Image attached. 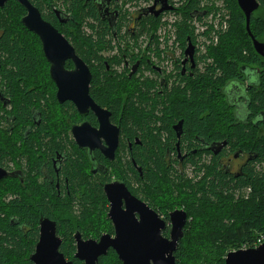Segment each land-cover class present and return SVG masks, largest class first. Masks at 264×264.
Returning a JSON list of instances; mask_svg holds the SVG:
<instances>
[{"label": "flooded vegetation", "instance_id": "flooded-vegetation-1", "mask_svg": "<svg viewBox=\"0 0 264 264\" xmlns=\"http://www.w3.org/2000/svg\"><path fill=\"white\" fill-rule=\"evenodd\" d=\"M23 1L30 8V13L37 14L40 21L49 25L56 33L47 40L42 38L23 23L29 16V11L19 0H0V169L7 174V177L0 179V186L4 183L12 184L3 197L7 201L4 206L22 203L38 214V236L33 244V252L39 239V221H53L44 213L68 216L76 222L77 216L87 213L91 200L99 197L106 204V218L111 223L107 217L110 204L105 186L121 184L132 198L145 208L149 207L165 225L166 229L161 232V236L168 238L170 221L169 218L165 220V216L173 211H184L183 207L173 202V197H179L181 186L184 189L181 184H194L191 182L192 176L187 174L186 177L185 173L193 174V177L200 175L202 172L196 171L199 168L197 165L209 166L214 160L219 169L233 179L245 176V171L250 167L258 172L261 170L259 163L255 162L258 158L256 152L249 145H239L230 138L237 127L251 129L255 132V140L264 136V105L257 104V97L264 99V67L260 65L264 64V57L253 50L257 55V58L251 57L254 64L241 65L236 77H232L228 83L208 89L212 103L221 106L224 115L220 117L226 119L225 114H230L233 120L231 124L235 128L230 129L225 125L211 127L208 123L201 133L189 129L194 106L189 105L191 90L184 95L185 84L180 78L193 79L196 74H204L215 67L213 59L204 51L194 33L192 39H186L185 47H181L175 33L173 44L171 43L174 48H169L167 43L166 48L158 46L156 33L148 29L151 22L158 23L159 17L161 19L169 12L155 18L149 11L155 0H80V4L74 0H55L54 4H41V0ZM167 3L174 10L179 5L184 6L182 2L177 4L176 0H167ZM157 7L155 11L159 9ZM82 8L86 9L85 12ZM90 9L94 17L89 15ZM207 10L203 17L196 10L193 13L195 18L192 17L189 21H202L208 16ZM100 30L105 31L109 47L98 51L96 59L87 60V53L82 48L78 49L81 36L98 40ZM5 38L9 42H15L21 50L23 47L33 57L34 64L24 66L23 73H19L17 67L9 62L10 51L3 46ZM189 43L192 45V55L186 56L185 50ZM45 47L51 49L50 55L53 53L57 61L67 53L57 67V72L52 71V63L57 61L52 57L47 59ZM110 50H115L122 57L121 66L106 58L102 59ZM246 55V58H250L248 53ZM100 58L105 71L109 73L110 91L104 88L105 81L96 83L93 80L97 75L96 68L101 66L98 62ZM15 60L18 62V59ZM77 60L81 63V72L86 71L87 74L69 77L68 74L77 71L79 67L74 63ZM12 67L14 79L8 76ZM62 75L68 78L67 83H72L77 78L78 85L87 79L91 106L83 102L78 107L73 101L62 97L63 84L56 82ZM176 89L178 94H172L171 102L175 107L176 118L170 124L174 138H167L165 130H161L159 136L164 144L166 175L159 176L153 184L145 175V157L140 162L136 157L144 155V144L151 137L150 133L155 135L156 127L160 130L162 117L170 103L166 101L167 95ZM117 96L121 98V104ZM22 103L26 104L25 114L18 109ZM133 106L134 109L144 108L146 117L155 119L158 125L145 124L144 134L136 135L127 121L124 123L127 126H123L122 118L127 108ZM206 114L199 119L206 116L209 118ZM102 126L104 127L101 129ZM188 134L192 139L187 141ZM219 134L225 136L216 138ZM206 160L209 161L208 165L204 164ZM52 199L56 200L53 208ZM36 200L40 203L36 204ZM121 209H126L125 200H121ZM135 216L138 219L136 214ZM10 221L28 242L30 237L26 222L19 216L11 217ZM75 234L82 237L83 242L97 241L103 234L93 238L84 235V230L74 227L73 259L84 264L74 257L77 251ZM104 234L113 236L114 228L112 235ZM56 236L61 240V247L62 238L57 232ZM33 252L25 258L30 264L32 262L29 257ZM64 259L73 264L71 260Z\"/></svg>", "mask_w": 264, "mask_h": 264}, {"label": "trees", "instance_id": "trees-1", "mask_svg": "<svg viewBox=\"0 0 264 264\" xmlns=\"http://www.w3.org/2000/svg\"><path fill=\"white\" fill-rule=\"evenodd\" d=\"M177 1V4L182 2L184 6H177V11L180 9V13H182V20L176 25L175 35L181 43V47H185L186 39H192L194 33L193 28L189 25L191 23L189 19L192 17L195 18L192 14L196 10L202 13L207 9H202V1L200 0ZM224 1L229 7L233 23L230 24L231 30L229 29L228 33H225L226 35L224 34L225 36L223 35L220 38L221 48L215 51L214 49L207 51L208 55L213 59V65L215 67H211L209 71H205L202 75L196 74L193 79L180 78L185 84V88L183 89L184 95L191 90V103H189V105L194 106L189 129H194L201 133L205 130L208 123L211 124V127L219 128L221 125H225L230 129L235 128L231 124L233 120L230 118V114H225L227 115L226 119L220 117L224 115L221 106L217 103L215 105L212 103L213 99L210 98L208 89H213L216 86H222L228 83L232 77H236L241 65L254 64L251 57L254 56L257 58V55L253 52L252 41L245 30V17L238 8L236 0ZM256 1L259 3V8L264 7V0ZM40 2L41 4L47 2H49V4H54L55 0H41ZM74 2L80 4V0H74ZM198 3H200V5H198ZM81 10L85 12L86 9L82 8ZM174 11L176 10L172 8L169 13ZM78 13L80 14L81 12ZM254 13L251 15L250 19V31L253 37L261 42L264 41V19H259L257 16L254 17ZM89 15L92 17L95 16L91 9ZM79 17L80 16H78V18ZM222 22L223 19L219 21L221 24ZM220 26L221 25H219V27ZM148 31L150 30L148 29ZM207 33L208 32H205L206 37H209V41L212 42L210 33ZM105 36V31L101 30L99 31L98 40L81 36L78 49L82 48V50L87 53L89 57L87 60L92 61L96 59L95 57L98 51L101 52V50L109 47V41L106 40ZM238 41V45L233 49L234 53L231 52L233 58L227 57L226 47H233ZM3 46L10 51L9 62H12L13 67H17L19 73L24 72V66H32L34 64L33 57L28 54L23 47V50L17 47L15 42H9V40L5 38ZM245 48L248 49V54L250 55L248 57L250 58H246V54H243ZM15 59H18V62H16ZM98 62L101 63L102 68L101 66L96 68L97 75L93 80L96 83L97 81H101L102 83L105 81L104 88L110 91L109 73L105 71L101 58ZM260 65L264 67L263 63H260ZM13 67L11 71L8 72V76L11 79L15 78ZM262 85L264 88V77ZM175 92L178 94L176 89L173 93L171 91L170 94L167 95L168 98H166V101L170 103L164 112L165 115L162 117L160 130H157L156 127L157 133L155 135H153L152 132L150 133L151 137L148 139L147 144H144V155L142 157H136L139 162L145 157V161L143 160L146 167H144L145 175L153 184L154 180H157L159 176L162 177L166 175V165L163 161L164 144L161 142L159 136L160 131L165 130L164 132H166L167 138L170 140L174 138L170 124L176 118L175 107L173 108V104L171 103L173 101L172 94L175 95ZM24 97L28 99L27 95H24ZM257 98V104L261 106L264 105V99L262 100L260 96ZM118 99L119 104H121V98L118 97ZM147 101L149 102V100ZM25 106L26 104L24 103L18 106V109L23 111L24 114L26 113ZM144 112V108L134 109V106L127 108L122 118L123 126L126 127L127 124H129V128L133 129L136 135L141 133L144 134L145 124L148 126H151L152 123L154 126L158 125L157 121H154L155 119L147 118ZM203 114L208 115L209 118L206 116L205 118L202 117L199 119ZM125 121H127V124H124ZM254 135L255 132L251 129L246 130L237 127L235 134H232L230 139L232 142H236L239 145H249V148L256 152L258 158L255 162L260 165L261 170L259 172L255 171L254 167H250L248 171H245V176L233 179L225 175L214 160L209 166L197 165L199 168H196V171L201 170L202 173L199 176L200 179L196 183L191 184L187 182L181 184L184 185V189H182L180 193L184 196H192L185 199L183 195H180V198H182L180 207L184 208L188 221L186 220V226L183 228V238L178 242L175 252L173 253L175 264H224L227 253L253 249L264 243V136L255 140L256 135ZM224 136V134H219L215 137L221 138ZM186 137L187 141L192 139V136L189 134ZM239 188L250 189L249 201L244 202L240 199L235 200L233 193L235 189ZM38 203H40V201L36 200V204ZM54 204V201H52V208ZM41 211L43 210L41 209ZM44 214L55 222L57 235L62 238L60 252L63 253L67 260H71L73 264H81L73 259L75 248L73 246L74 241L72 235L75 226L84 230V235H86L87 224L85 221L74 222V219L71 217L51 214V210V215L48 213ZM13 216H19V218L28 225L29 231L27 234L30 237L28 242L23 238L21 233L17 231V228L14 227V223L12 221L9 222V219ZM165 217V220H167L168 216ZM38 218L39 216L36 212L22 203L15 202L6 207L0 199V264H30V262H26L25 258L29 253L33 252V244L37 240ZM107 223L111 225L108 220ZM104 233L107 232L102 233V231H99L97 237ZM109 234H113L112 225L111 229H109ZM98 263L121 264L111 249L108 250L104 257L101 256L99 258Z\"/></svg>", "mask_w": 264, "mask_h": 264}, {"label": "water", "instance_id": "water-1", "mask_svg": "<svg viewBox=\"0 0 264 264\" xmlns=\"http://www.w3.org/2000/svg\"><path fill=\"white\" fill-rule=\"evenodd\" d=\"M19 1L29 11V16L23 20L29 30L46 40L51 36H55V31L49 25L42 23L34 12L30 13V8H28L25 1ZM236 4L245 17V30L252 41L254 51L264 57V43L257 41L250 31L251 15L258 10L259 3L256 0H236ZM157 6H159V9L155 11ZM171 9L172 7L168 5L167 0H155L149 11L156 18L164 12L171 11ZM203 15H205V12L199 13V16ZM44 52L47 59L52 57L57 61L53 53L50 55L51 49L45 47ZM65 55H62L57 63L51 62L53 64V72H57V67L61 65ZM185 55H192L190 43L185 50ZM74 63L76 67H79L77 71L69 73V77L87 74L86 71L81 72V63L78 60L74 61ZM67 79L62 75L56 81L59 84H63L62 97L73 101L78 107L83 102H87L91 106L87 93V79L81 85H78L77 78L72 83H67ZM5 177L6 173L0 169V179ZM104 189L107 201L110 204L107 217L113 225L114 235L103 234L97 241L87 240L83 242L79 235L75 234L77 251L74 257L83 261L84 264H99L98 258L105 256L107 251L111 249L121 264H175L173 253L178 242L183 238V228L187 220L186 212L182 210L173 211L168 215L170 230L168 238H163L161 232L165 230L164 223L157 218L158 216L154 212L132 198L121 184L115 183L112 186H105ZM121 200H125V210L121 209ZM39 227V239L36 243L35 251L30 257L32 264H71L66 262L63 255L59 252L61 240L56 236L55 222L41 219ZM224 264H264V243L253 249L227 253Z\"/></svg>", "mask_w": 264, "mask_h": 264}, {"label": "rangeland", "instance_id": "rangeland-1", "mask_svg": "<svg viewBox=\"0 0 264 264\" xmlns=\"http://www.w3.org/2000/svg\"><path fill=\"white\" fill-rule=\"evenodd\" d=\"M200 1H202V4H201V7H202V9L204 8V9H208V16L207 17H204V19L202 20V21H194V23L193 22H191L189 25H191V27H193V29H194V34H195V37L198 39V41L200 42V43H202V45H204V46H202V48L204 49V48H207V47H209V48H207V50L206 49H204V50H206V51H209V50H213L214 49V51L215 50H218V49H220L221 48V44H220V36L222 35H224L225 33H228V31H229V29L231 30V26H230V24L231 23H233L232 22V18H231V13H230V10H229V7H228V5H227V3L224 1V0H217V1H215V0H208V2H207V0H200ZM210 1V2H209ZM206 2V3H205ZM224 4H223V3ZM218 3V4H217ZM216 4H217V6H216ZM220 4V5H219ZM198 5H200V3H198ZM203 5H204V7H203ZM206 5V6H205ZM211 6V7H210ZM224 6V7H223ZM216 8V9H215ZM222 8V9H221ZM218 9V10H217ZM176 12V13H175ZM217 12V13H216ZM172 13H174V14H172ZM215 13V14H214ZM224 14H226V15H224ZM175 15V16H174ZM164 16V17H163ZM162 16V18L161 19H159L160 21L158 22V23H156V24H154V25H150V31L151 32H154V33H156V37H158L159 36V38H158V41L157 42H159V44H158V46L159 47H164V46H166V43H167V46L168 47H171L172 45H171V42L173 41V34H174V32H175V28H176V25H174L175 23H177L178 21H181L182 20V13H180V9L177 11H174V12H171V13H167L166 15H163ZM178 16V17H177ZM228 16V17H227ZM258 17L259 19H264V7H260L257 11H255V13H254V17ZM172 17V18H171ZM175 17V18H174ZM178 19H177V18ZM166 18H167V20H166ZM223 19V22H222V24H220L219 23V20H222ZM165 20V21H164ZM169 20H171V21H169ZM175 20V21H174ZM225 20V21H224ZM228 22H227V21ZM206 21V22H205ZM173 22V23H172ZM205 22V23H204ZM212 22V23H211ZM226 22V23H225ZM165 23H166V25H165ZM205 24V25H203V24ZM211 24V26L210 25H208V24ZM165 26H164V25ZM169 24V25H168ZM173 24V25H172ZM197 24V25H196ZM207 24V25H206ZM215 24V25H214ZM218 24H220L222 27H221V29H219V25ZM194 25V26H193ZM199 25V26H198ZM203 25V26H202ZM213 25V26H212ZM223 25H224V27H223ZM162 26H163V29H162ZM197 26V27H196ZM207 26V28H209V29H214L213 31H217V32H215L216 33V38L214 37V40L212 39V42H208L209 40H207V39H205L204 37H203V33H205V27ZM217 26V27H216ZM170 27V28H169ZM171 27H175L174 29H172ZM199 27V28H198ZM204 27V28H203ZM210 27H212V28H210ZM197 28V29H196ZM228 28V29H227ZM200 29V30H199ZM162 30V31H161ZM167 30V31H166ZM169 30V31H168ZM221 30V31H220ZM225 30V31H224ZM156 31V32H155ZM219 31V32H218ZM163 32H164V35H163ZM173 32V33H172ZM221 32V33H220ZM167 33H169V35H170V40H172V41H170V42H165V41H163V40H160V37H162V39H163V36L166 38V37H168L167 36ZM158 34V35H157ZM165 34H166V36H165ZM161 35V36H160ZM226 35V34H225ZM224 35V36H225ZM200 38V39H199ZM207 40V41H206ZM163 41V42H162ZM213 41H214V43H213ZM215 42H217V43H215ZM204 43V44H203ZM211 43V44H210ZM238 43H239V41L236 43V45H234L233 47H226V56L227 57H232L233 58V56H231L232 55V53L231 52H233V49H234V47L235 46H237L238 45ZM163 44V45H162ZM217 44V45H216ZM211 47H210V46ZM202 49V50H203ZM204 52V51H203ZM234 53V52H233ZM246 53H248V49L247 48H245L244 50H243V54H246ZM247 56V55H246ZM106 58V60H108V61H111L113 64H115V65H120L121 66V64H122V59H121V56L120 55H118V53L115 51V50H110L109 51V53H106V55L102 58V59H105ZM118 70V69H117ZM143 73H144V71L142 72V75H143ZM221 86V85H220ZM204 164H206V165H208L209 164V161L208 160H206L205 161V163ZM189 175V177H191L192 176V180H191V182H194V183H196L198 180H199V176L200 175H196L195 177H193V174H189V173H185V176L186 177H188V175ZM12 186V184H10V183H4L3 185H1L0 186V199H1V201H2V203L3 204H6L7 203V201H6V198H3L4 197V195H5V193L10 189V187ZM182 190V187L180 188V191ZM180 195H183L182 193H179V197L178 198H176V197H173V202L174 203H176V204H181V200H182V198H180ZM192 195H186V196H184L183 195V198H189V197H191ZM233 196H234V198H235V200H238V199H240V200H243L244 202H246V201H249V196H250V191L247 189V188H239V189H235L234 190V193H233ZM182 197V196H181ZM102 198V197H101ZM249 198V199H248ZM55 199H52V201H54ZM56 201V200H55ZM90 207H88V209H87V213L86 214H82V216H77L75 219L76 220H78V221H80V220H84L85 221V223L87 224V226H86V235H89V236H92V237H97V233H99V231H102V233L103 232H107V233H109V229H111V225L110 224H108L107 223V218H106V211H105V202H104V200H99V197L97 198V199H93V200H91V202H90ZM73 211V210H72Z\"/></svg>", "mask_w": 264, "mask_h": 264}, {"label": "bare ground", "instance_id": "bare-ground-1", "mask_svg": "<svg viewBox=\"0 0 264 264\" xmlns=\"http://www.w3.org/2000/svg\"><path fill=\"white\" fill-rule=\"evenodd\" d=\"M169 1H170V0H169ZM176 1H177V0H176ZM203 1H204V0H203ZM211 1H212V0H211ZM215 1H217V0H215ZM207 2H208V0H207ZM209 2H210V1H209ZM168 3H169V2H168ZM171 3H172V2H171ZM205 3H206V2H205ZM222 3H223V2H222ZM180 4H181V2H180ZM217 4H218V3H217ZM217 4H216V6H217ZM223 4H224V3H223ZM219 5H220V4H219ZM140 6H141V5H140ZM152 6H153V5H152ZM205 6H206V5H205ZM129 7H130V6H129ZM142 7H143V6H142ZM203 7H204V5H203ZM210 7H211V6H210ZM223 7H224V6H223ZM127 8H128V7H127ZM127 8H126V10H127ZM157 8H158V7H157ZM172 8H173V6H172ZM199 8H200V7H199ZM178 9H179V8H178ZM203 9H204V8H203ZM215 9H216V8H215ZM221 9H222V8H221ZM128 10H129V9H128ZM175 10H176V8H175ZM217 10H218V9H217ZM129 11H130V10H129ZM131 11H132V10H131ZM133 12H134V11H133ZM170 13H171V12H170ZM175 13H176V12H175ZM198 13H199V12H198ZM200 13H201V12H200ZM216 13H217V12H216ZM148 14H149V13H148ZM172 14H174V13H172ZM214 14H215V13H214ZM161 15H162V14H161ZM161 15H160V16H161ZM207 15H208V14H207ZM224 15H226V14H224ZM152 16H153V15H152ZM174 16H175V15H174ZM158 17H159V16H158ZM158 17H157V18H158ZM163 17H164V16H163ZM177 17H178V16H177ZM177 17H176V18H177ZM227 17H228V16H227ZM171 18H172V17H171ZM174 18H175V17H174ZM200 18H201V17H200ZM200 18H199V19H200ZM159 19H160V17H159ZM162 19H163V18H162ZM177 19H178V18H177ZM166 20H167V18H166ZM201 20H202V18H201ZM164 21H165V20H164ZM169 21H171V20H169ZM174 21H175V20H174ZM196 21H197V20H196ZM198 21H199V20H198ZM219 21H220V20H219ZM224 21H225V20H224ZM226 21H227V20H226ZM205 22H206V21H205ZM205 22H204V23H205ZM227 22H228V21H227ZM172 23H173V22H172ZM193 23H194V22H193ZM211 23H212V22H211ZM223 23H224V22H223ZM225 23H226V22H225ZM176 24H177V23H175L174 25H176ZM202 24H203V23H202ZM220 24H221V23H220ZM220 24H219V25H220ZM163 25H164V24H163ZM165 25H166V23H165ZM165 25H164V26H165ZM168 25H169V24H168ZM172 25H173V24H172ZM196 25H197V24H196ZM203 25H205V24H203ZM203 25H202V26H203ZM206 25H207V24H206ZM208 25L211 26L210 23H209ZM214 25H215V24H214ZM193 26H194V25H193ZM198 26H199V25H198ZM212 26H213V25H212ZM110 27H111V26H110ZM196 27H197V26H196ZM206 27H207V26H206ZM216 27H217V26H216ZM223 27H224V25H223ZM169 28H170V27H169ZM171 28L174 29L175 27H174V28L171 27ZM198 28H199V27H198ZM203 28H204V27H203ZM210 28H212V27H210ZM196 29H197V28H196ZM206 29H207V28H206ZM219 29H220V28H219ZM227 29H228V28H227ZM199 30H200V29H199ZM212 30H214V29H212ZM112 31H113V30H112ZM114 31H115V30H114ZM161 31H162V30H161ZM166 31H167V30H166ZM168 31H169V30H168ZM220 31H221V30H220ZM224 31H225V30H224ZM155 32H156V31H155ZM214 32H217V31H214ZM218 32H219V31H218ZM172 33H173V32H172ZM220 33H221V32H220ZM207 34H209V33H207ZM155 35H156V34H155ZM157 35H158V34H157ZM153 36H154V35H153ZM165 36H166V34H165ZM221 36H222V35H221ZM221 36H220V37H221ZM175 37H176V36H175ZM148 38H150V37H148ZM154 38H156V37H154ZM157 38H159V36H158ZM161 38H162V37H161ZM208 38H209V37H208ZM210 38H211V37H210ZM215 38H216V37H215ZM143 39H144V38H143ZM199 39H200V38H199ZM140 40H141V39H140ZM161 40H162V39H161ZM209 40H210V39H209ZM143 41H144V40H143ZM155 41H156V40H155ZM164 41H165V40H164ZM171 41H172V40H171ZM194 41H195V40H194ZM206 41H207V40H206ZM141 42H142V41H141ZM150 42H151V41H150ZM189 42H190V41H189ZM208 42H209V41H208ZM210 42H211V41H210ZM148 43H149V42H148ZM213 43H214V41H213ZM215 43H217V42H215ZM133 44H134V43H133ZM155 44H156V42L154 43V45H155ZM158 44H159V42H158ZM172 44H173V43H172ZM197 44H198V43H197ZM203 44H204V43H203ZM210 44H211V43H210ZM134 45H135V44H134ZM134 45H133V46H134ZM147 45H148V44H147ZM149 45H150V44H149ZM162 45H163V44H162ZM194 45H195V43H194ZM201 45H202V43H201ZM216 45H217V44H216ZM138 46H140V45H138ZM144 46H145V45H144ZM156 46H157V45H156ZM172 46H173V45H172ZM191 46H192V45H191ZM197 46H199V45H197ZM202 46H204V45H202ZM209 46H210V45H209ZM211 46H212V45H211ZM211 46H210V47H211ZM164 47L166 48L167 46H164ZM204 47H205V46H204ZM144 48H145V47H144ZM149 48H150V47H149ZM169 48H170V47H169ZM173 48H174V46H173ZM178 48H179V47H178ZM199 48H200V47H199ZM207 48H209V47H207ZM207 48H204V49L207 50ZM138 49H139V48H138ZM140 49H141V48H140ZM147 49H148V48H147ZM150 49H151V48H150ZM150 49H148V50H150ZM176 49H177V48H176ZM155 50L158 51L157 48H156ZM166 50H167V49H166ZM170 50H171V49H170ZM179 50H180V49H179ZM179 50H178V51H179ZM196 50H199V49H196ZM163 51H164V50H163ZM168 51H169V50H168ZM193 51H194V50H193ZM202 51H203V50H202ZM204 51H205V50H204ZM158 52H159V51H158ZM158 52L156 53V52L154 51V53H156V54H158ZM161 52H162V51H161ZM166 52H167V51H166ZM196 52H197V51H196ZM154 53H153V54H154ZM170 53H171V52H170ZM172 53H173V52H172ZM178 53H179V52H178ZM159 54H160V53H159ZM163 54H164V53H163ZM198 54H199V53H198ZM149 55H150V54H149ZM149 55H148V56H149ZM173 55H174V54H173ZM204 55H205V54H204ZM163 56H164V55H163ZM202 56H203V55H202ZM154 57H155V56H154ZM178 57H179V56H178ZM200 57H201V56H200ZM203 57H204V56H203ZM156 58H158V56H157ZM159 58H160V57H159ZM165 58H166V56H165ZM168 58H169V57H168ZM180 59H181V58H180ZM200 59H201V58H200ZM155 60H156V59H155ZM155 60H154V61H155ZM162 60H163V59H162ZM164 60H165V59H164ZM168 60H169V59H168ZM176 60H178V59H176ZM188 60H189V59H188ZM159 61H161V60H159ZM169 61H170V60H169ZM151 62H152V61H151ZM157 62H158V61H157ZM178 62H179V60H178ZM178 62H177V63H178ZM187 62H188V61H187ZM193 62H194V61H193ZM202 62H203V60H202ZM153 63H154V62H153ZM158 63H159V62H158ZM200 63H201V62H200ZM210 63H211V62H210ZM165 64H166V63H165ZM156 65H157V63H156ZM161 65L164 66V64H161ZM161 65H160V66H161ZM182 65H183V64H182ZM191 65H192V64H191ZM207 65H208V64H207ZM137 66H139V65H137ZM202 67H203V66H202ZM202 67H201V68H202ZM204 67H205V66H204ZM154 68H155V67H154ZM169 68H170V67H169ZM174 69H175V68H174ZM167 70H168V69H167ZM172 70H173V69H172ZM198 70H199V69H198ZM202 70H204V69H202ZM165 71H166V70H165ZM200 71H201V70H200ZM204 71H205V70H204ZM162 72H164V71H162ZM132 73H133V72H132ZM135 73H136V72H135ZM171 73H172V72H171ZM164 74H165V73H164ZM169 74H170V73H169ZM169 74H168V75H169ZM145 76H146V75H145ZM166 76H167V75H166ZM171 76H172V75H171ZM173 76H174V75H173ZM169 77H170V76H169ZM150 78H151V77H150ZM172 82H173V81H172ZM6 175H7V174H6ZM6 177H7V176H6ZM148 208H149V207H148ZM187 221H188V220H187ZM55 225H56V224H55ZM185 226H186V225H185ZM165 229H166V228H165ZM183 230H184V229H183ZM183 235H184V234H183ZM73 237H74V236H73ZM81 238H82V237H81ZM82 239H83V238H82ZM59 248H60V247H59ZM33 253H34V252H33ZM103 257H104V256H103ZM29 258H30V257H29ZM98 260H99V259H98ZM29 261H30V260H29ZM119 262H120V261H119Z\"/></svg>", "mask_w": 264, "mask_h": 264}, {"label": "built area", "instance_id": "built-area-1", "mask_svg": "<svg viewBox=\"0 0 264 264\" xmlns=\"http://www.w3.org/2000/svg\"><path fill=\"white\" fill-rule=\"evenodd\" d=\"M204 12H205V14H206V11H204ZM165 15H166V14H165ZM203 16H205V15H203ZM203 16H202V17H203ZM206 17H207V16H206ZM221 27H222V26H220L219 28L221 29ZM206 28H207V27H205V29H206ZM162 29H163V26H162ZM205 32L210 33V37L214 40V37L216 36V33H215L212 29L207 28V29L205 30ZM174 33H175V32H174ZM163 35H164V32H163ZM173 35H174V34H173ZM160 36H161V35H160ZM167 36H168V37H166V38L163 36V39H162L161 37H160V38H161L163 41H164V40H165V41L168 40L167 42H170L171 40L169 39V38H170L169 33H167ZM173 37H174V36H173ZM173 37H172V38H173ZM203 37H204L205 39L209 40V38L206 37V34H205V33H203ZM172 42H173V41H172ZM172 42H171V43H172ZM209 42H210V41H209ZM200 44H201V43H200Z\"/></svg>", "mask_w": 264, "mask_h": 264}]
</instances>
